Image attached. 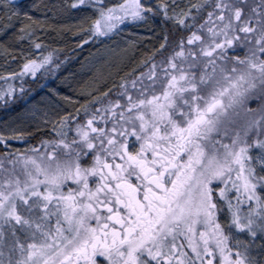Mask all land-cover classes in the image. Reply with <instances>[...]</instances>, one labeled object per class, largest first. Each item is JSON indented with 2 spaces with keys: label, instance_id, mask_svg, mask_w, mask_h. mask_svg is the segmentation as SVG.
Here are the masks:
<instances>
[{
  "label": "snow or ice",
  "instance_id": "snow-or-ice-1",
  "mask_svg": "<svg viewBox=\"0 0 264 264\" xmlns=\"http://www.w3.org/2000/svg\"><path fill=\"white\" fill-rule=\"evenodd\" d=\"M49 12L80 45L169 27L83 99L29 103L53 52L0 76V264H264V0H0V47L42 49Z\"/></svg>",
  "mask_w": 264,
  "mask_h": 264
},
{
  "label": "trees",
  "instance_id": "trees-1",
  "mask_svg": "<svg viewBox=\"0 0 264 264\" xmlns=\"http://www.w3.org/2000/svg\"><path fill=\"white\" fill-rule=\"evenodd\" d=\"M38 4H59L61 0H36ZM110 2H115V0H110ZM41 12H37V17H42ZM79 17L75 14L73 15H57L53 18L51 12L48 13L47 24L52 25V27H46L44 29H37L36 38L44 45L42 49L36 50L31 48L29 43L22 42L21 44H14L10 48L9 52H5L3 47H0V53L3 57L0 56V66L3 67L5 72H10L12 70H17L19 65L22 62L21 51L31 52L34 55L37 52H53L54 59L60 64V68L55 72V75H47L41 80V83H45L50 88L58 89L64 95H71L77 97L78 92L83 89V86L86 83V77L84 75H78V71L83 66V63L89 55L94 52L95 47L98 43L89 42L83 45L79 44V39L82 34L77 33L73 34L72 31L62 28L61 25H71L74 24ZM150 28V36L148 39L144 40L141 44L136 46L134 49V55L122 65V68L118 70L117 73H114L111 81H118L119 76L123 75L124 72L133 66V61H138L141 55L147 51H150L153 45L158 47V36L161 34L165 27H169L162 23V17H155L151 21L150 25H147ZM14 49V50H13ZM15 56L16 59H12ZM67 57V59H65ZM25 80L31 83L30 77H25ZM63 80H66V83L63 86H60L59 83ZM12 83L19 86L20 81L15 80ZM7 85L3 79H0V89L6 88ZM27 87V85H26ZM35 87V85H33ZM87 86H85L86 88ZM47 88V87H46ZM37 89V92L33 93L29 98V103L32 100H39L40 96L47 93L48 90ZM84 88V89H85ZM23 101L19 102L17 105L13 106L14 110H6L3 107H0V120L8 118L9 115H15L16 112H19ZM46 131V130H44ZM19 147L22 144L18 145Z\"/></svg>",
  "mask_w": 264,
  "mask_h": 264
},
{
  "label": "rangeland",
  "instance_id": "rangeland-1",
  "mask_svg": "<svg viewBox=\"0 0 264 264\" xmlns=\"http://www.w3.org/2000/svg\"><path fill=\"white\" fill-rule=\"evenodd\" d=\"M150 2L155 3V0H150ZM122 31L118 36L112 38V40L105 41L104 45L97 44L87 60L84 61L83 66L78 71V75H84L86 77V83L83 86H87L85 89L94 86V80H96L99 76L103 75L108 77V83H112L111 79L114 73H117L119 69L122 68V65L127 63V61L134 55V49L136 46L141 44L144 40L148 39L150 36V28L147 25H122ZM36 35V34H35ZM36 38V36H35ZM133 40L136 41L135 47H129L128 41ZM114 41V42H113ZM24 42L29 43L27 40ZM105 45L109 48H116L118 56L108 55L105 53ZM127 48V52H122L121 49ZM0 56L3 57L2 53ZM12 71H19L17 70ZM5 73L3 67L0 66V76H3ZM66 80H63L59 83L60 86L64 87ZM48 87L45 90H48ZM83 99V97H73ZM30 102V101H29ZM24 105L22 104L20 109ZM20 111V110H19ZM7 119V118H6ZM48 131V129H45ZM15 143V142H14ZM18 143L15 144L17 146ZM19 147V146H17ZM23 145L21 146V148Z\"/></svg>",
  "mask_w": 264,
  "mask_h": 264
}]
</instances>
